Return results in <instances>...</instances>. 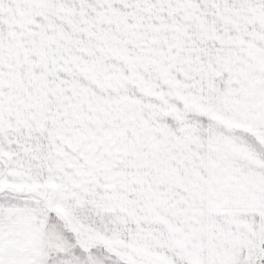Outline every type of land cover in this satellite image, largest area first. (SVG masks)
Returning a JSON list of instances; mask_svg holds the SVG:
<instances>
[{
    "label": "snow or ice",
    "instance_id": "6c2138e0",
    "mask_svg": "<svg viewBox=\"0 0 264 264\" xmlns=\"http://www.w3.org/2000/svg\"><path fill=\"white\" fill-rule=\"evenodd\" d=\"M0 264H264V0H0Z\"/></svg>",
    "mask_w": 264,
    "mask_h": 264
}]
</instances>
